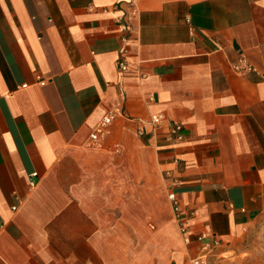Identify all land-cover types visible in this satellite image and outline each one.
<instances>
[{"label": "crops", "instance_id": "1", "mask_svg": "<svg viewBox=\"0 0 264 264\" xmlns=\"http://www.w3.org/2000/svg\"><path fill=\"white\" fill-rule=\"evenodd\" d=\"M202 233L264 264V0H0V264H192Z\"/></svg>", "mask_w": 264, "mask_h": 264}, {"label": "built area", "instance_id": "2", "mask_svg": "<svg viewBox=\"0 0 264 264\" xmlns=\"http://www.w3.org/2000/svg\"><path fill=\"white\" fill-rule=\"evenodd\" d=\"M121 30H128V26L122 25ZM123 40H127L123 38ZM241 60L242 64H234V69L237 72H245L251 69V66ZM118 67L121 71L127 72L130 69V63L127 58V50L123 49L117 60ZM26 86V84L24 85ZM118 114H123L119 109L113 110L105 115L98 121L93 130L90 133L88 146L92 148H102L104 144V140L106 138L108 128ZM166 121V116L162 113H157L151 115L149 119V124L152 126V132L157 133L160 131L164 122ZM183 125L180 123H172L169 125V129L166 132V140L174 141L181 140L183 138ZM140 134H144L142 129L139 130ZM33 177L37 176L38 173L34 172L31 174ZM31 183L34 185L35 181L32 180ZM168 198L171 200L173 204V210L177 217V219L182 222L181 229L184 232L186 230V221L188 218L194 216V211H189L188 214H184L180 202L178 199V195L175 191L171 190L168 193ZM189 241V238H187ZM199 252L191 259L192 264H215L211 261L210 257L213 254L214 250L221 244V240L212 237L209 233H202L198 236Z\"/></svg>", "mask_w": 264, "mask_h": 264}]
</instances>
